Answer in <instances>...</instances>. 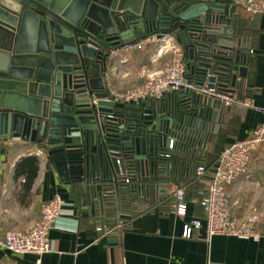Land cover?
Returning <instances> with one entry per match:
<instances>
[{
  "label": "water",
  "instance_id": "water-1",
  "mask_svg": "<svg viewBox=\"0 0 264 264\" xmlns=\"http://www.w3.org/2000/svg\"><path fill=\"white\" fill-rule=\"evenodd\" d=\"M239 17L232 0H0V141L35 145L64 178L104 164L116 188L130 171L156 181L169 121L159 107L113 100L111 53L170 32L199 86L221 90L246 72ZM196 98L215 120L220 100Z\"/></svg>",
  "mask_w": 264,
  "mask_h": 264
},
{
  "label": "crops",
  "instance_id": "crops-1",
  "mask_svg": "<svg viewBox=\"0 0 264 264\" xmlns=\"http://www.w3.org/2000/svg\"><path fill=\"white\" fill-rule=\"evenodd\" d=\"M239 11L235 34L242 29L241 65L246 72L237 78V89L252 97L253 106L218 109L215 129L199 145L206 173L184 188L181 211L172 209V198L166 195L168 181L145 182L143 193L135 199L127 198L120 184L114 185L107 200L97 175L64 178L45 152L27 141L10 139L0 141V237L8 230L31 227L41 204L57 195L64 205L58 225L49 231L52 248L40 256L44 264H264V236L208 238L199 202L220 151L264 123V14ZM136 43L139 46L130 50L122 47L111 53L106 75L111 90L122 92L142 83L169 58L160 55L158 44L147 37ZM168 94L160 102L161 109ZM25 158L34 159L37 166L30 185L17 170ZM228 191L233 214L245 218L255 209L256 227L264 231V150L254 153L245 174ZM124 206L133 212L123 214ZM136 207L141 210L135 212ZM36 258L0 247V264H31Z\"/></svg>",
  "mask_w": 264,
  "mask_h": 264
},
{
  "label": "built area",
  "instance_id": "built-area-1",
  "mask_svg": "<svg viewBox=\"0 0 264 264\" xmlns=\"http://www.w3.org/2000/svg\"><path fill=\"white\" fill-rule=\"evenodd\" d=\"M249 14H264V0H232ZM151 42L158 44V53L168 55L162 68L148 73L146 79L137 85L130 86L122 92H116L109 88L114 101L123 103H139L152 101L154 107L160 108L163 97L170 92L184 93L197 101V95L217 98L221 108H229L233 105L252 107L253 100L248 93H239L236 81L234 85L225 83L221 90L217 87L207 88L206 81L199 86L198 79L190 71L189 60L185 57L183 46L171 35L170 32H156L148 36ZM139 43H131L123 48L130 50ZM230 78V76H228ZM240 78V77H237ZM236 78V80H237ZM196 117L191 120L192 127H202L206 130L215 129V120L211 119V107L203 108L198 101L194 104ZM161 109V108H160ZM164 115V114H163ZM164 119H170L164 115ZM191 132V129L187 133ZM164 138H169V146L164 145L159 152L168 155L173 149L175 139L168 132ZM165 140V139H164ZM264 150V123L258 125L251 134L240 140H234L225 146L217 156L206 192L199 200L205 211V231L207 237L213 235L234 236L239 238H253L255 240L264 236V231L257 229L258 214L255 209L245 218L237 217L230 208L229 186L247 171L249 162L254 153ZM205 167L200 165L195 173L199 178L205 175ZM127 178L125 181H128ZM168 193L172 198V209L181 211L186 200L185 187L181 183L168 181L166 183ZM64 201L59 196H54L40 206L39 218L29 228L24 230L12 229L6 231L0 237V247L9 250L15 255L31 253L37 256L31 264H44L40 256L49 252L52 248L49 231L59 223ZM101 230V228H97Z\"/></svg>",
  "mask_w": 264,
  "mask_h": 264
},
{
  "label": "trees",
  "instance_id": "trees-1",
  "mask_svg": "<svg viewBox=\"0 0 264 264\" xmlns=\"http://www.w3.org/2000/svg\"><path fill=\"white\" fill-rule=\"evenodd\" d=\"M236 86L239 87L238 83H236ZM196 102L195 99L180 92H170L165 99L161 113L170 119L171 124L167 132L174 137L175 144L168 155L163 152H159L157 155V159L153 164L157 167V169L155 168L157 182L173 181L186 187L199 179L195 173L196 168L203 163L199 154V145L200 141L207 137L209 130L202 127H192L190 119L195 118L196 113L194 110L195 105L193 106L191 103L195 104ZM145 104L150 108L154 107L153 102L150 100L146 101ZM189 129H191V132L187 133ZM17 170L18 173L25 174V184L30 185L37 166L34 159L25 158L17 164ZM130 173L129 180L122 181L119 184L121 189L124 187L122 193L127 198L135 199L143 193L145 182L137 176L136 172L130 171ZM97 177L105 187L103 191L106 199L110 200L113 194L114 182L109 169L104 164L99 165ZM139 210L141 209L135 208V212Z\"/></svg>",
  "mask_w": 264,
  "mask_h": 264
},
{
  "label": "rangeland",
  "instance_id": "rangeland-1",
  "mask_svg": "<svg viewBox=\"0 0 264 264\" xmlns=\"http://www.w3.org/2000/svg\"><path fill=\"white\" fill-rule=\"evenodd\" d=\"M242 34H243L242 29H240V30H239V34H238V36H242ZM167 193H168V188L166 189V195H167ZM168 194H169V193H168ZM138 207L140 208V207H142V206H138ZM122 210H123V214H128V213L133 212V210L128 209V206H127V207L124 206V208H123Z\"/></svg>",
  "mask_w": 264,
  "mask_h": 264
}]
</instances>
